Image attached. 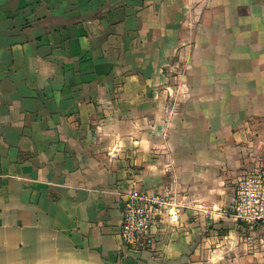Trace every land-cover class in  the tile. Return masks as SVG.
I'll list each match as a JSON object with an SVG mask.
<instances>
[{
  "label": "crops",
  "instance_id": "obj_1",
  "mask_svg": "<svg viewBox=\"0 0 264 264\" xmlns=\"http://www.w3.org/2000/svg\"><path fill=\"white\" fill-rule=\"evenodd\" d=\"M257 167L264 0H0V264H264L231 212ZM134 187L183 207L155 252Z\"/></svg>",
  "mask_w": 264,
  "mask_h": 264
},
{
  "label": "built area",
  "instance_id": "obj_2",
  "mask_svg": "<svg viewBox=\"0 0 264 264\" xmlns=\"http://www.w3.org/2000/svg\"><path fill=\"white\" fill-rule=\"evenodd\" d=\"M120 196L123 204L121 238L125 247L155 252L158 240L154 228L165 220L177 223L183 207L169 194L136 187ZM231 212L250 232L264 227V167L246 171L236 183ZM249 239L252 240V236Z\"/></svg>",
  "mask_w": 264,
  "mask_h": 264
},
{
  "label": "trees",
  "instance_id": "obj_3",
  "mask_svg": "<svg viewBox=\"0 0 264 264\" xmlns=\"http://www.w3.org/2000/svg\"><path fill=\"white\" fill-rule=\"evenodd\" d=\"M136 252H141V251H136Z\"/></svg>",
  "mask_w": 264,
  "mask_h": 264
}]
</instances>
